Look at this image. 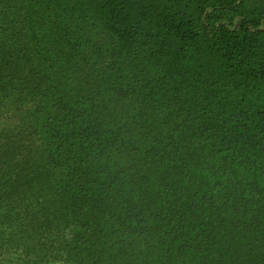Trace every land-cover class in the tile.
<instances>
[{"label": "trees", "instance_id": "16d2710c", "mask_svg": "<svg viewBox=\"0 0 264 264\" xmlns=\"http://www.w3.org/2000/svg\"><path fill=\"white\" fill-rule=\"evenodd\" d=\"M0 264H264V0H0Z\"/></svg>", "mask_w": 264, "mask_h": 264}]
</instances>
